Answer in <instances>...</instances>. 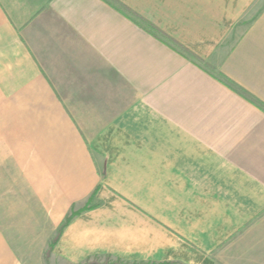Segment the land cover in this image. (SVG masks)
Masks as SVG:
<instances>
[{
    "label": "crops",
    "instance_id": "1",
    "mask_svg": "<svg viewBox=\"0 0 264 264\" xmlns=\"http://www.w3.org/2000/svg\"><path fill=\"white\" fill-rule=\"evenodd\" d=\"M106 262L264 264V0H0V264Z\"/></svg>",
    "mask_w": 264,
    "mask_h": 264
},
{
    "label": "rangeland",
    "instance_id": "2",
    "mask_svg": "<svg viewBox=\"0 0 264 264\" xmlns=\"http://www.w3.org/2000/svg\"><path fill=\"white\" fill-rule=\"evenodd\" d=\"M104 138H105V136L104 137L102 136V138L100 140L96 141L97 143H95V144L99 145L98 146L99 149H104V147H106V149L109 150V139L104 140ZM97 160L100 163L103 159L97 158ZM108 160H109V157H108ZM116 163L119 164L120 166H119V168H114L113 170L110 171L109 189H105L103 186V188L99 192L98 197L94 198L91 201L90 205L97 204L101 198L109 199L110 197L111 198H115V197L129 198L128 199L129 204L134 206V207L137 206V203L139 201L141 203H142V201H144V202L146 201L141 189L139 188L140 184L136 180H134L135 177H137V174L131 173V174L127 175L125 173H122L120 171L121 170V163L120 162L118 163V161H116ZM101 185H103V184L101 183ZM110 187H112V188L110 189Z\"/></svg>",
    "mask_w": 264,
    "mask_h": 264
},
{
    "label": "trees",
    "instance_id": "3",
    "mask_svg": "<svg viewBox=\"0 0 264 264\" xmlns=\"http://www.w3.org/2000/svg\"><path fill=\"white\" fill-rule=\"evenodd\" d=\"M118 6H119V8H123V6H122L121 4H118ZM147 28H148L149 31H151L152 33L156 32L155 29H154V27L151 26V25H150V26L148 25ZM96 191H97V189H96L95 191H93V193L90 195V197H89V199H88V201H87V205L85 206V209H84V210L91 209V208H93V207H95V206L98 205V203L95 204V205H90L91 201L95 198ZM78 213H79V212H78ZM76 214H77V213H75V212H71L69 215L66 216V218H65L64 221H63V223H62L61 226H60L59 232H60V230H62V229L68 224V222L71 220V218H72L74 215H76ZM104 264H128V263H121V262H112V263H109V262H106V263H104ZM132 264H136V263H132ZM137 264H149V263H137ZM151 264H154V263H151ZM159 264H167V263H159Z\"/></svg>",
    "mask_w": 264,
    "mask_h": 264
}]
</instances>
